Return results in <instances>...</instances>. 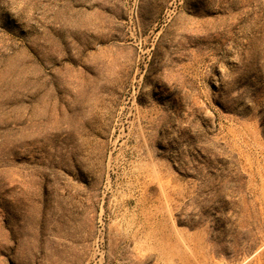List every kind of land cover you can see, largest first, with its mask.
<instances>
[{
    "label": "rangeland",
    "instance_id": "374dc122",
    "mask_svg": "<svg viewBox=\"0 0 264 264\" xmlns=\"http://www.w3.org/2000/svg\"><path fill=\"white\" fill-rule=\"evenodd\" d=\"M0 264H264V0H0Z\"/></svg>",
    "mask_w": 264,
    "mask_h": 264
}]
</instances>
